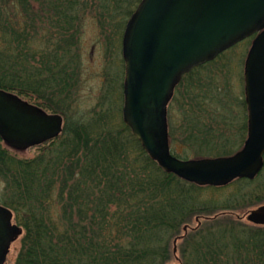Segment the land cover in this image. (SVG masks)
Here are the masks:
<instances>
[{
  "label": "trees",
  "instance_id": "1",
  "mask_svg": "<svg viewBox=\"0 0 264 264\" xmlns=\"http://www.w3.org/2000/svg\"><path fill=\"white\" fill-rule=\"evenodd\" d=\"M109 1L0 0V88L66 116L67 95L78 81L72 47H79L83 20L94 12L101 29H115L141 0ZM217 60L191 71L176 88L184 119L172 138L183 147L174 151L179 158L232 154L236 136L232 140L218 122L241 121L239 133L246 134L245 101L226 98L216 85L224 72L213 68ZM114 110L98 109V120L84 123L65 118L63 135L37 147L32 158L19 157L0 139L2 203L24 230L14 264H166L170 242L190 220L235 211L239 201L264 189L219 201L213 195L226 188L166 174L123 123L122 108ZM206 223L181 242L183 264H264V227L230 216Z\"/></svg>",
  "mask_w": 264,
  "mask_h": 264
},
{
  "label": "water",
  "instance_id": "2",
  "mask_svg": "<svg viewBox=\"0 0 264 264\" xmlns=\"http://www.w3.org/2000/svg\"><path fill=\"white\" fill-rule=\"evenodd\" d=\"M256 33L244 69L248 136L243 149L230 157H173L167 108L176 86L192 69ZM123 57V120L166 173L201 187L258 176L264 166V0H142L126 27ZM62 131V116L0 90V137L12 150L25 152ZM12 220V211L0 206V264L23 233ZM246 221L264 226V205L250 211ZM179 239L173 242L175 255Z\"/></svg>",
  "mask_w": 264,
  "mask_h": 264
},
{
  "label": "rangeland",
  "instance_id": "3",
  "mask_svg": "<svg viewBox=\"0 0 264 264\" xmlns=\"http://www.w3.org/2000/svg\"><path fill=\"white\" fill-rule=\"evenodd\" d=\"M106 2L112 3L109 0ZM118 27L113 28L112 25L105 26L104 29L100 28L99 21L97 19L96 13H88L85 19L82 22V29L80 32V44L78 49L72 47L73 51H76L74 68L76 66V75L74 79H77V83L73 84L70 88L67 104H69L64 111L66 112L65 118L68 119V122H79L83 121L84 123L87 120H98L96 118L95 112L98 109H103L106 113L115 112V108H122L123 104V82L125 77V66L122 58V35L124 32V21L123 19H118ZM123 25V26H122ZM251 41L240 43L233 49L228 50V52L221 56L214 65L213 68L219 69L220 67L224 69L223 75L219 74V77L215 79L216 85L219 87H224V92L226 98L228 94L231 95L232 99L235 101V98L244 99V61L247 55V52L250 48ZM73 68V69H74ZM218 73V72H217ZM79 74V76H78ZM108 85V86H107ZM226 88V92H225ZM109 94V95H106ZM59 96V95H58ZM28 101L30 99L23 97ZM122 101V102H121ZM112 104V105H109ZM235 108L238 107V103L234 102L233 105ZM169 114H168V124L170 131V140L172 150H177L182 152L183 147L180 143L172 141L175 133H181L178 129L184 124L183 119V108H180L176 100V94L173 97L171 103L169 104ZM238 109H235V113ZM243 114H245L244 109H239ZM225 112V111H223ZM221 111V113H223ZM224 115V114H223ZM227 115H231L228 113ZM79 120V121H78ZM238 120V119H235ZM243 122L239 121H221L218 122V125L229 129L227 130V136H230L232 140L233 135L236 136L237 142L234 140V143L237 146L233 147V152H236L242 147L245 136L240 135L239 127L243 126ZM66 126V125H65ZM232 128V129H231ZM65 129V127H64ZM222 133H225V130L221 129ZM64 133V132H63ZM63 135V134H62ZM244 137V138H242ZM38 154V149L33 148L26 152H21L17 154L19 157L32 158ZM196 155L190 156L195 157ZM203 156V155H202ZM205 156V155H204ZM201 157V156H197ZM131 161H135L136 157H131ZM140 164V161L138 160ZM256 180L248 182L247 185H234L226 187L224 190H217L213 198L224 201L227 196H232L237 194V197L246 196L251 194L253 190H259L261 186L264 187V169ZM240 186V187H239ZM261 190V189H260ZM5 186L0 182V204H2V199L4 198ZM257 197H250L246 202L239 201L234 207L235 211H222L218 212V218L209 220L207 218L213 216H198L201 218V225L197 227V223L194 217L188 223L192 228L207 224L206 222L211 221L218 223L223 217L230 216L235 218L238 221L237 215H243V213L248 212L260 205L264 204V189L260 191ZM204 195L208 198L211 194L209 192H204ZM233 197V198H237ZM247 198L249 196H246ZM211 198V199H213ZM243 200V199H242ZM242 224L250 225L246 220L241 222ZM193 231H190L191 234ZM187 235H190V234ZM181 234V233H180ZM181 242L178 243V258L176 259L174 255L167 262L170 264H183L181 256ZM172 245V243L170 242ZM21 246V238L17 240L11 247L10 254L6 264H14L16 256L18 254L19 248Z\"/></svg>",
  "mask_w": 264,
  "mask_h": 264
},
{
  "label": "flooded vegetation",
  "instance_id": "4",
  "mask_svg": "<svg viewBox=\"0 0 264 264\" xmlns=\"http://www.w3.org/2000/svg\"><path fill=\"white\" fill-rule=\"evenodd\" d=\"M243 220H245V218H243Z\"/></svg>",
  "mask_w": 264,
  "mask_h": 264
}]
</instances>
